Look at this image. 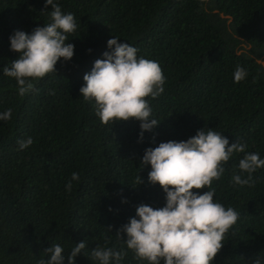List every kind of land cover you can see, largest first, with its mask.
I'll return each mask as SVG.
<instances>
[{
  "label": "trees",
  "instance_id": "trees-1",
  "mask_svg": "<svg viewBox=\"0 0 264 264\" xmlns=\"http://www.w3.org/2000/svg\"><path fill=\"white\" fill-rule=\"evenodd\" d=\"M56 2L78 24L68 35L74 57L20 96L2 71L19 57L9 38L49 23L52 8L46 0H0V113L12 109V118L0 121V264H37L53 244L64 248L68 264L84 241L76 264H98L91 259L97 246L127 251L120 264H147L116 237L140 204L166 206L163 188L149 182L151 166L141 165L146 149L211 129L264 159V0ZM114 36L158 62L166 77L163 94L147 98L161 123L142 141L139 121L104 125L95 101L80 92ZM238 65L248 76L235 83ZM28 137L33 144L20 150L17 141ZM243 155L234 154L212 185L214 201L240 213L213 264H264V168L253 173L254 185L233 184L234 171L247 177L238 168ZM73 172L80 180L68 192Z\"/></svg>",
  "mask_w": 264,
  "mask_h": 264
},
{
  "label": "clouds",
  "instance_id": "clouds-1",
  "mask_svg": "<svg viewBox=\"0 0 264 264\" xmlns=\"http://www.w3.org/2000/svg\"><path fill=\"white\" fill-rule=\"evenodd\" d=\"M48 6L52 8L49 23L35 28L31 34L17 30L9 38L10 50L19 53V57L2 71L4 76L15 79L20 96L34 91L40 79L56 74L61 59L68 62L74 57L75 46L68 43V35L78 29L74 14L64 13L56 0H46L45 8ZM107 45L111 51L103 53L104 59L96 60L91 72L84 75L85 85L80 92L85 100L95 101V113L104 125L139 121L142 141L144 132L161 123L153 118L147 98L154 100L163 94L166 77L158 62L138 57L139 49L120 43L118 37L110 38ZM247 76L246 69L239 65L233 72L235 83ZM11 118V108L0 113V121ZM17 143L24 150L33 144V139L28 137ZM247 148L241 141L230 145L223 134L208 129L198 130L187 141L170 140L146 149L141 165L151 166L149 182L163 188L166 206H137L136 216L119 229L117 239L123 240L127 249L147 264H213L240 213L214 201L216 190L212 185L223 177L224 165L234 154H244L238 168L247 177L234 171L232 183L254 185L253 173L264 168V159ZM79 180L80 174L73 172L66 190L71 192L72 181ZM137 182L143 183L141 176ZM203 189H207L203 194L194 191ZM86 247L87 241L76 244L67 257L68 264H76V257ZM44 253L48 259L41 258L37 264H64V248L59 244H53ZM126 256L127 251L107 246L91 251V259L98 264H120ZM255 264H260V260Z\"/></svg>",
  "mask_w": 264,
  "mask_h": 264
},
{
  "label": "water",
  "instance_id": "water-1",
  "mask_svg": "<svg viewBox=\"0 0 264 264\" xmlns=\"http://www.w3.org/2000/svg\"><path fill=\"white\" fill-rule=\"evenodd\" d=\"M222 17H225L223 15H221ZM258 63L262 64L264 66V62H262L261 60H258Z\"/></svg>",
  "mask_w": 264,
  "mask_h": 264
}]
</instances>
